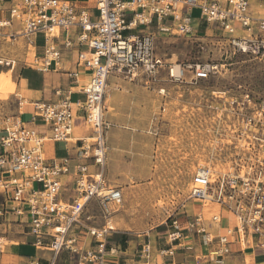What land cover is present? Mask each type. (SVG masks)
I'll return each instance as SVG.
<instances>
[{
	"label": "built area",
	"instance_id": "obj_1",
	"mask_svg": "<svg viewBox=\"0 0 264 264\" xmlns=\"http://www.w3.org/2000/svg\"><path fill=\"white\" fill-rule=\"evenodd\" d=\"M9 1L12 3L10 17L21 20L23 24L19 35L30 37L42 32L47 40L62 30L77 27L78 42L86 44L89 49L83 63L91 73L81 88L84 101H71L65 95L56 102H33L31 123L42 121L49 129L48 135L37 133L17 119H5L0 133V175L7 174L8 177L0 179V189L10 192V199L16 203L8 210L18 215L27 212L35 245L50 251L53 258L64 250L80 254L79 264H131L105 259L107 254L118 253L117 247L107 246V234L112 230L109 222L97 228L86 224L82 218L90 200L97 201L104 212H108L112 206L120 205L123 199L122 189L108 184L104 175L107 146L101 102L106 80L109 74L117 73L129 82L139 79L145 86H152L160 80L159 74L165 71L166 79L176 82L183 80L185 66L166 62L158 56L151 33L125 32L155 22L160 33L194 36L198 26L194 23L198 21L190 12L196 8L199 20L208 26L216 25L233 52L264 59V16L250 13L249 0H95L96 21L90 19L88 11L78 10L64 0ZM7 24L8 21L0 22V26ZM235 24L240 28L237 29ZM83 55L80 53L79 58L82 59ZM58 59L59 52L48 44L42 66L46 68L51 62L57 64ZM9 63L10 60L0 58V65ZM186 67L191 69L190 80L196 81L207 78L217 69V64L195 63ZM70 76H76V73ZM222 105H226L229 112L235 111L244 124V132L248 127L253 134L255 129H264L263 102L257 103V108L250 115L243 112L251 105L256 106L249 94L227 97ZM77 112H80L83 128L89 133L82 138L72 136ZM251 139L259 140L261 144H250L249 140L248 151L257 146L264 153V139L255 135H251ZM46 141L72 143L74 152L70 153V148L66 147L67 153L63 157L47 159L44 155ZM256 155L254 165L246 171L243 166L237 170L230 167L215 185L208 168H198L191 178L189 198L204 205L216 203L230 218V223L216 236L214 244L217 246L209 253L214 257V264H224V257L235 241L242 246L246 239L257 237V244L264 247V156ZM235 164L238 165L237 162ZM90 167H94V171H90ZM62 176H70L73 183L75 195L69 202L60 197ZM211 219L220 222V214L213 215ZM183 224L188 231L202 236L204 243L213 241L214 236L205 230L202 214L196 213L191 219L186 218L184 223L177 218L171 219L167 234L169 242L179 241ZM81 232L89 237L92 245L83 248L80 243H85V240L78 235ZM173 251L170 248L157 253L172 255ZM139 257L138 264L150 263L149 241L140 244Z\"/></svg>",
	"mask_w": 264,
	"mask_h": 264
},
{
	"label": "rangeland",
	"instance_id": "obj_2",
	"mask_svg": "<svg viewBox=\"0 0 264 264\" xmlns=\"http://www.w3.org/2000/svg\"><path fill=\"white\" fill-rule=\"evenodd\" d=\"M191 12L193 17L198 16L196 8ZM94 18H97V13ZM235 27L239 29L240 25L235 24ZM141 29L155 32L154 26L139 27L135 32ZM38 45L42 46L41 37ZM154 51L166 62L185 66L183 80L168 81L163 71L159 74L160 80L150 88H144L142 84L130 85L125 81L120 88L124 91L118 92L113 103L109 98L106 102L102 98L106 146L109 145V130L105 122L121 132L117 135L119 139L126 137L130 143L136 139V143L117 144L116 154L112 157L108 150L106 152L105 179L108 184L122 189L121 204L104 212L97 201L90 200L82 215L86 224L97 228L106 222L113 225L114 229L108 232L107 239L114 244L123 240L125 248H130L131 252L121 254L120 259L125 258L124 262L131 264L141 260L139 248L143 242L149 241L151 257L158 255L157 248L165 247L171 219L184 221L186 212L189 217L192 212L198 213L202 203L189 198L190 181L198 168H208L215 185L230 167L237 170L243 166L246 171L254 165L257 153L258 157L264 156L257 146L250 151L247 147L249 140L250 144H261L259 140L253 141L251 135L264 139V129H255L253 134L248 127L244 132V124L235 111L229 112L228 107L222 105L227 97L249 94L256 106L251 105L243 112L250 115L257 108V103H264V59L233 52L216 25L205 23L196 27L194 36L157 34L154 36ZM31 57L32 48L25 38L0 41V58L10 60L9 65H0V100L4 101L0 104V117L13 114L16 107L14 75L19 64L33 63ZM195 63L217 64V69L205 79L190 80L191 69L186 66ZM113 74L119 81H124L121 74ZM160 87L164 91H159ZM106 91L107 86L103 97ZM131 101L138 102V115L135 117L124 115L130 113ZM128 104L130 106L127 107ZM110 158L114 162L112 167L109 165ZM94 169L90 167L89 170ZM252 169H255L254 166ZM217 207L214 203L204 206L211 211L217 210ZM207 210L204 213L210 216ZM87 239L88 236L86 242ZM211 243L201 251L198 249L200 264H214L207 255L212 250ZM234 248L224 257V264L240 263L236 260L240 251L236 246ZM79 255L60 251L54 264H79ZM105 259L114 261L115 255Z\"/></svg>",
	"mask_w": 264,
	"mask_h": 264
},
{
	"label": "crops",
	"instance_id": "obj_3",
	"mask_svg": "<svg viewBox=\"0 0 264 264\" xmlns=\"http://www.w3.org/2000/svg\"><path fill=\"white\" fill-rule=\"evenodd\" d=\"M64 1L72 3L78 10L84 9L88 11L90 19L92 21H96L98 19V12L95 9V0ZM249 1L250 13L256 16H264V0ZM11 6L12 3L9 0H5L3 2L0 1V22L8 21V24L6 26H0V41L11 42L25 38L32 48L31 60L33 61V63L29 64L24 62V64L22 63L17 66L14 75L16 87L15 92L13 93L16 97V107L14 108V112L11 116L1 115L0 133L3 131L5 119L11 118L19 120L26 127L34 129L37 133L46 136L49 134V129L43 124L42 121L37 120L31 123V117L33 113L32 104L36 101L56 102L65 95H68L71 101H84L85 95L84 93H82L81 88L86 84V82H88L91 71L84 65L83 59L86 57L85 54L89 52V49L86 44L78 42L79 29L77 27H72L71 29L66 31L62 30L58 35L50 37L47 40L45 39L42 32H37L30 37L19 35L23 24L21 20L10 17L9 9ZM96 13L97 18H94ZM190 13L192 14V12ZM192 18L198 21V23H194L196 25L204 23L199 20V14L197 17H193L192 15ZM149 26H154L155 32L151 33L148 31V29H141L140 31L135 32L139 27ZM140 32L151 33L153 37L157 34H160L157 30L155 22L152 25L148 26H138L131 31L125 32V34ZM40 37L42 39V46L38 45V39ZM65 43H67V45H65ZM48 44H52L54 49L59 52V59L57 64L51 62L49 66L44 68V66H42V60L44 57L45 48ZM80 53L84 54L82 59L79 58ZM22 58L25 60L24 56ZM12 68L13 65H11V69ZM71 73H76V76H70ZM121 78L124 81H119L117 79V76H115V74L113 73L108 75V83L106 84L107 91L105 97H103L104 102H106L109 98L110 102L113 103L117 95L119 94L118 92L124 91V89L120 88L125 85L124 83L127 80L124 79L123 76H121ZM126 83L130 85H144L142 82H140L139 79L132 82L127 81ZM128 84H126V86H129ZM144 88H150V86L144 85ZM160 89L164 88L160 87ZM3 102L4 101L0 100V104ZM129 102L130 99H128V103ZM136 104H138V102L135 103V101H131V111L130 113H125L124 115H129L132 117L138 115V108ZM130 105L128 104L127 107ZM111 107L106 106V108ZM79 116L80 112H77L75 126L72 131V136L74 138H82L89 134L88 131L83 128L82 120ZM106 123V129L109 130V134L107 135V142L109 145L107 147L111 157L115 156L116 154L117 144L136 143V139H133L131 143L127 141L126 137H124V139H119L117 135L121 132L112 127L109 122ZM73 146L74 145L72 143L65 144L61 141H46L44 143V155L47 159L61 158L67 153L66 147L70 148V153H73ZM113 163L114 162L112 158H110L109 165H111V167ZM7 177V174L0 175V179H6ZM60 180L62 184L60 197L63 201L69 202L75 195L71 177L62 176ZM10 198V192L0 189V264H50L51 262H53L54 264V261H56V257L53 258L51 252L50 254L49 252H47L48 250L44 251V248L37 247L35 245L34 237L30 234L29 230V216L27 212L25 211L22 215H18L13 210H8L9 207L16 205V203L13 202ZM216 205L218 207L215 211H211L209 208H206L208 209L207 211L211 213L210 216H206V214L204 213L206 210L204 206H208V204H201L198 210V213H201L203 216L206 232L214 236L215 239L218 234L222 233L224 227L228 223H230V218L227 217L226 213H224L225 210L218 204ZM194 214H196V212H192L190 217L192 218ZM215 214H220V222H216L211 219ZM190 217L186 212V218L191 219ZM182 222L184 223L185 220ZM182 228V236L179 241L169 242L168 238H166L165 247L157 248L158 251L169 250L171 248L174 250L173 254L156 255V257H152L149 264H200L199 260L201 256L200 253H197L198 249H200L201 251L202 248L209 245V243H204L203 238H199L202 236L194 235L195 233L193 231H188L187 229H185L184 224ZM78 235L79 237H85L86 239V235L84 234V232H81ZM258 240L259 239L257 237H251L249 239H246L242 246H240L239 242L237 241L231 244L230 251H232V249H235V246L238 248V251H240V253L236 254V260H239V264H264V247L257 244ZM2 241H4V243ZM215 241H212L211 243L212 249L217 246L216 244H214ZM86 243V245L82 242L80 244L83 246V248H86L89 244L92 245V242L90 240H88V242ZM112 245L118 248V253L117 255H115V260L113 262L119 263L120 261H126L125 258L120 259V255L131 252L129 251L130 248L120 250L116 244L110 242L107 239V246ZM209 253L207 254L209 255L208 259L213 262L212 259L214 257ZM106 256L108 257L112 255L107 254ZM224 261L225 260H223V262ZM138 263L140 262L137 261L136 264Z\"/></svg>",
	"mask_w": 264,
	"mask_h": 264
},
{
	"label": "trees",
	"instance_id": "obj_4",
	"mask_svg": "<svg viewBox=\"0 0 264 264\" xmlns=\"http://www.w3.org/2000/svg\"><path fill=\"white\" fill-rule=\"evenodd\" d=\"M120 250H124L125 246H124V242L122 239H120V241L116 244ZM124 261H120L119 263H123Z\"/></svg>",
	"mask_w": 264,
	"mask_h": 264
},
{
	"label": "bare ground",
	"instance_id": "obj_5",
	"mask_svg": "<svg viewBox=\"0 0 264 264\" xmlns=\"http://www.w3.org/2000/svg\"><path fill=\"white\" fill-rule=\"evenodd\" d=\"M55 33H57V31H55ZM105 127H107V123L106 122H105ZM107 150H108V147H107ZM109 228L114 229V226L113 225H110Z\"/></svg>",
	"mask_w": 264,
	"mask_h": 264
}]
</instances>
